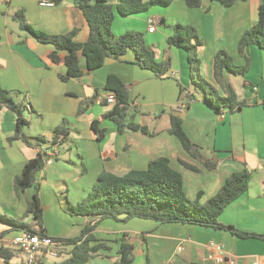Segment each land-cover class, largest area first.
<instances>
[{"label":"crops","instance_id":"1","mask_svg":"<svg viewBox=\"0 0 264 264\" xmlns=\"http://www.w3.org/2000/svg\"><path fill=\"white\" fill-rule=\"evenodd\" d=\"M108 1L114 6L117 3V0ZM198 4L189 8L184 0H171L168 6L154 5L128 16L114 10L113 35L118 37L127 31L143 33L156 60L169 62V69L162 78L139 68L134 64L133 53L127 51L118 59L106 58L100 68L79 79L63 82L59 75L66 73L64 64L61 61L54 64L49 59L53 47L38 43L20 29L14 15L23 12L31 28L48 35L75 31L74 41L83 43L88 38L89 28L74 0H61L52 8L40 7L38 0H0V87L14 96H23V102L16 101L25 106L23 118L27 124L23 134L31 140L41 137L48 142L55 128L64 125L67 130L65 142L53 147L54 155L36 175L39 189L31 187L17 196L13 179L39 149L19 139L10 140L16 125L15 115L5 108L0 109V210L13 218H21L27 201L37 193L44 213L48 207L43 203V191L49 188L47 191L51 193L58 217L61 214L68 217L60 200L63 193L69 200L67 194L74 188L81 196L75 201L79 203L100 173L121 176L131 170H145L150 161L164 157L171 168L181 174L186 197L194 200L200 193L201 204L218 192L230 174L244 169L250 171L247 191L223 210L218 222L243 233L264 236V50L249 45L239 53L237 48L240 37L257 22L260 0H235L229 7L217 0H198ZM149 19L156 21L152 32L148 30ZM176 23L196 29L202 41L197 49L201 77L222 97L226 95L224 87L229 85L237 103L242 104L240 109L232 112L220 109L217 113L203 102V92L191 82L186 51L167 44ZM220 51L227 53L235 66L245 67V73L232 75L224 71L222 82L218 84L213 59ZM63 56L61 53L60 57ZM78 61L85 70L80 52ZM108 75L116 76L127 87L134 122L144 126L151 135L131 130L120 133L110 119L102 118L112 106L97 100L102 94L111 93L104 90ZM253 87L257 90L253 91ZM90 98L94 103L79 115L80 103ZM182 104H186L185 109L176 111ZM171 116L181 121L199 159L188 155L169 134ZM94 120H98L97 129L102 131L98 141L99 135L90 127ZM61 151L67 154L66 160L61 159ZM204 161L215 167L207 169ZM28 219L27 223L38 228L30 216ZM78 220L83 227L84 219ZM135 221L143 220L130 219L125 225L113 220L102 221L93 232L96 242L92 245L102 243L106 250L98 251L85 264H114L117 241L123 234L134 246L133 264H214L208 259L213 253L209 248L211 243L222 248L232 264H264L262 239H241L209 227L158 224L152 220L133 227ZM42 227L52 238L77 237V233H64L43 217ZM7 229L0 224V236L3 235L0 243L9 247L6 243L19 232L6 233ZM16 254L9 262L0 260V264H26L25 256L19 253L21 259H18ZM63 256H42L39 264L59 263L68 255Z\"/></svg>","mask_w":264,"mask_h":264},{"label":"trees","instance_id":"2","mask_svg":"<svg viewBox=\"0 0 264 264\" xmlns=\"http://www.w3.org/2000/svg\"><path fill=\"white\" fill-rule=\"evenodd\" d=\"M50 1L55 4L61 2V0ZM184 1L189 8L198 7L199 5L198 0ZM217 1L225 7H229L235 2V0ZM74 2L81 10L89 28L88 38L83 43L74 41L75 31L63 35H48L31 28L27 24L23 12H17L14 15L20 29L29 33L38 43L53 47L49 59L54 64L60 61L64 64L66 73L59 75L63 82L79 79L85 73L100 68L106 58L118 59L127 51L133 53L134 64L139 68L151 71L156 78H162L165 75L169 69V62H158L156 60L155 52L146 45L143 33L127 31L115 37L111 26L114 10L122 16H128L143 12L154 5L168 6L171 0H150L148 2L117 0L115 6L108 0H74ZM167 44L186 51L191 82L203 92L204 103L217 113L220 109H227L230 112L240 109L242 104L237 103V97L229 85L224 87L226 95L222 97L216 94V90L201 77L197 49L202 45V41L194 27L176 23L173 26L172 35L167 39ZM249 45H256L264 50V0H260L257 22L240 37L237 45L238 52L242 53L245 47ZM79 52L84 57L85 70H82L79 66ZM61 53H64L63 57H60ZM224 71L232 75H242L245 73L246 68L235 66L231 57L220 51L215 54L213 59L214 78L218 84L222 82L221 78ZM104 90L113 93L115 102L112 104L110 111L104 114L102 118L110 119L117 126L120 133L124 130H131L151 135L144 126L134 122L135 113L129 107L127 87L116 76H107ZM213 94H216L215 99L212 97ZM13 95L15 94L0 87V109H7L15 115L16 119L15 130L10 138L11 141L19 139L28 146L40 150L47 148L54 150V146L65 142L67 130L64 125L55 128L54 134L48 142L41 137L33 140L26 137L22 131L27 124V121L23 118L25 106L16 102ZM93 103V98L82 101L77 113L80 115L85 108ZM103 105L107 104L103 102ZM97 124L98 120H94L91 122L90 127L95 134L99 135L96 138L98 141L102 131L97 129ZM168 132L179 141L188 155L199 159V153L189 141L182 129L181 121L177 117H170ZM59 136H63L60 142H58ZM50 157V155L39 151L34 158L24 164L21 172L13 179V189L17 196L31 187L36 190L39 189L36 183V175L43 170L47 159ZM203 164L209 170L215 167L214 164H209L206 161ZM184 166L194 170L193 167L187 164H184ZM251 176V172L247 169L230 174L218 192L206 203L201 204L199 202L200 193L194 200L186 197L181 174L173 170L169 160L164 157L150 161L145 170H131L121 176L102 172L97 176L86 197L76 205L71 204L66 194L63 193L61 203L65 212L71 216L83 218L84 225L79 236L75 238H56L74 247L63 261L55 264H85L98 251L106 250V246L102 243L92 245L96 242L93 232L104 220L127 222L130 219H140L152 220L158 224L198 225L227 231L241 239L257 238L264 240V236L243 233L218 222V217L223 210L247 191ZM29 216L38 226L39 234L44 235L42 227L43 210L37 193H34L31 200L27 201L21 219L0 213V224L8 228L6 233L24 230L34 232L33 225L23 220ZM117 242V259L114 264H133L134 246L128 241L127 235L123 234ZM17 252L20 253L19 250L13 247L0 244L1 261L9 262Z\"/></svg>","mask_w":264,"mask_h":264},{"label":"built area","instance_id":"3","mask_svg":"<svg viewBox=\"0 0 264 264\" xmlns=\"http://www.w3.org/2000/svg\"><path fill=\"white\" fill-rule=\"evenodd\" d=\"M40 7L52 8L55 6L50 0H38ZM148 30L153 31L156 21L149 19L147 21ZM257 88L253 87V91ZM98 102L112 105L115 102V97L113 93H105L97 98ZM262 103L264 104V98ZM186 104H182L178 110L185 109ZM63 139V136H59L58 142ZM41 153L53 156L54 150L52 149H39ZM1 244V243H0ZM10 247H13L20 251L25 256L26 264H39L42 256L49 258H58L62 255H67L70 252V248L73 245L67 244L62 240L52 238L48 235L39 234V228H34V232L31 231H21L14 235L10 241L6 243ZM209 248L213 250V253L209 254L208 259L213 261L214 264H232L229 256L223 251L222 248L216 246L214 243L209 245ZM180 250V248H178ZM258 264V263H253Z\"/></svg>","mask_w":264,"mask_h":264},{"label":"rangeland","instance_id":"4","mask_svg":"<svg viewBox=\"0 0 264 264\" xmlns=\"http://www.w3.org/2000/svg\"><path fill=\"white\" fill-rule=\"evenodd\" d=\"M212 86V84H211ZM215 90H216V94H220L219 91L212 86ZM216 94H213L212 97L215 99ZM13 99L15 101H21L23 102V96L22 95H13ZM60 157L63 160L67 159V154L62 153V151L60 152ZM95 181H92L90 184V188L93 186ZM88 187V186H87ZM90 188L85 192V196L88 194V191L90 190ZM49 188L46 189V191H43L44 194V198H43V203L45 204L46 207H48V210H46L43 213V219H45L46 222H48L49 224L53 225L55 228H59L62 232L64 233H77L76 235L79 236L80 230H81V226H80V222H78V218L80 217H76V216H71L68 213V217L61 214L60 217H58V211L55 207V203L51 198V193L49 191H47ZM69 197V200L71 202V204L76 205L78 202H75L76 199H80V194L77 193L74 188L70 189V192L67 194ZM39 197V196H38ZM31 200V199H30ZM60 200L62 201V198H60ZM40 201V200H39ZM40 205L43 208L42 202L40 201ZM0 213H4L2 210H0ZM9 215V214H6ZM11 216V215H9ZM23 217V216H22ZM21 217V218H22ZM15 218V217H14ZM20 218V219H21ZM19 219V218H17ZM83 219V218H82ZM24 221H28V217L23 219ZM147 221L143 220V221H135L133 223V227H138V226H142V224H146ZM123 225H125V222H122ZM131 224V223H130ZM136 224V225H135ZM5 227V226H4ZM66 257V255H65ZM16 258L21 259V255L19 253L16 254ZM49 258V257H48ZM52 260V259H51ZM57 260V259H56Z\"/></svg>","mask_w":264,"mask_h":264}]
</instances>
